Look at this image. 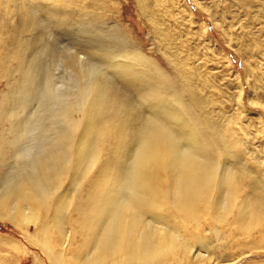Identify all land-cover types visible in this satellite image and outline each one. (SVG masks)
I'll return each mask as SVG.
<instances>
[{
  "label": "rangeland",
  "instance_id": "rangeland-1",
  "mask_svg": "<svg viewBox=\"0 0 264 264\" xmlns=\"http://www.w3.org/2000/svg\"><path fill=\"white\" fill-rule=\"evenodd\" d=\"M152 123L206 192L160 171L125 241ZM1 138L0 264H264V0H0Z\"/></svg>",
  "mask_w": 264,
  "mask_h": 264
},
{
  "label": "bare ground",
  "instance_id": "bare-ground-1",
  "mask_svg": "<svg viewBox=\"0 0 264 264\" xmlns=\"http://www.w3.org/2000/svg\"><path fill=\"white\" fill-rule=\"evenodd\" d=\"M60 83H59V89L58 90H59V94H62L61 92H63L66 89L61 90V84ZM72 88H73V86L69 87V90H71ZM105 90H106V84L104 82H99V84L96 85L95 92H94V103H96L97 101L99 102L100 101L99 99L103 100ZM59 96H62V95H59ZM63 100H64V98H63ZM101 104H102L101 105L102 107L100 105L99 106L101 107L102 110H105L104 107H106V106L103 103H101ZM94 112H95V108L92 105L91 110L89 111L88 115H86L87 116L86 118L89 119L91 117V114H93ZM185 112H187V111H185ZM187 114H188V112H187ZM59 123H62V122L59 121ZM59 126H60V124H59ZM168 127H165L164 124L157 125V124L152 123V124H149L148 126H146L144 128V131L141 135L142 139L144 141L142 142V145L140 147L141 153H139L140 155L138 154L140 157V159L138 158L139 159V166L137 165L138 163L136 164L138 166V168H137L138 171H136V174L131 179V182H128L130 184V185L128 184L130 187L129 197L127 195L128 200H125L126 203H125V201L121 200V202L123 201L124 204H122L123 202L121 203L118 201L121 204L117 205L118 202L116 201L117 202L116 204L108 205L109 210L115 212L116 217L119 214L121 215L120 219L118 220L119 222L116 221V223H117V225H120L119 227L123 230L121 232L122 234H120V236L125 241H127L129 239L128 234L126 233V230L128 228L126 229V227H125L126 221H127L126 216H128L129 219L133 220V223H136L138 220L139 213L143 212V210L145 208L148 209V207L156 204V198L158 199V197H157L158 196V189L156 188V186H157V183H159L158 180H159V174L161 173L160 171H162L161 175L165 174V176L168 175L169 171H174V174L178 173L180 176L179 178L181 179V182H182L181 184L183 185V187H186V189L188 190V194H187L188 197L195 196V193H197L200 186H201V191L204 192V194L206 192L205 185L208 182L207 181L208 180L207 171H208V167H209L208 162H204L203 164H201L202 162L201 163L199 161H198L199 163L195 162V158L193 160L190 155L188 157L186 154H181L180 150H178L179 139H177L175 136L171 135V131H169L170 129H168ZM182 130L184 132L185 128H182ZM191 135H193V134H191ZM190 139L192 141L191 137H190ZM200 140H201V138H200ZM202 142H203V140H202ZM202 142L201 141L198 142L197 146H199V147L196 146V148H205L206 145L202 144ZM203 143H206V142H203ZM88 144H89V139L87 137L81 143V147H80L81 149L79 150L80 155H78L79 159H80L81 155H83L84 148H87ZM191 144H192V142H191ZM207 152L209 153V151H207ZM133 173H134V171H133ZM132 175H134V174H132ZM13 176L16 177L15 175H13ZM13 176H12V178H13ZM175 176H176V174H175ZM12 178L10 177L9 180H12ZM14 179H16V178H14ZM152 179H154L157 183L156 184L152 183L154 181V180L152 181ZM1 182L3 183V186L7 185V184H5V180H0V183ZM9 184H11V183H9ZM189 191L190 192L194 191L195 193L189 194ZM93 193L96 195L95 191ZM94 194H92V195H94ZM187 195H186V197H187ZM102 197L105 200H108V202H109V203L107 202L108 204L112 203L111 199L107 198L106 193H104L102 195ZM113 197H115V196L113 195ZM186 197L183 200H186ZM115 198H113V201ZM116 200H117V198H116ZM92 202L93 203L91 204V206H93V207L98 206L97 202H100L98 196L93 197ZM114 203H115V201H114ZM59 205H60V203H59ZM114 205H116V206H114ZM97 211L99 213H103L100 206H98ZM93 217H94V219L96 218L95 216H93ZM93 222H92L93 225H95L96 220H93ZM127 224H129V223H127ZM132 225H135V224H132ZM131 231H132V229H131ZM113 235H115V234H113ZM106 239H108V238H106ZM107 241H109L108 242L109 244L111 243L110 242L111 240H106V242ZM134 242H135V239L132 243H134ZM104 244H105V242H104ZM138 245H139V248H138L139 250L136 252V254H140L142 252L141 249H142V247H144V242H142Z\"/></svg>",
  "mask_w": 264,
  "mask_h": 264
},
{
  "label": "crops",
  "instance_id": "crops-1",
  "mask_svg": "<svg viewBox=\"0 0 264 264\" xmlns=\"http://www.w3.org/2000/svg\"><path fill=\"white\" fill-rule=\"evenodd\" d=\"M4 142H5V141H4ZM0 144H1V145L3 144V140H2V138H1ZM0 153H1V148H0Z\"/></svg>",
  "mask_w": 264,
  "mask_h": 264
}]
</instances>
